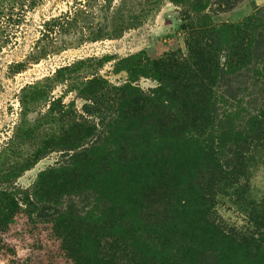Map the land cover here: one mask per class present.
Listing matches in <instances>:
<instances>
[{
  "label": "rangeland",
  "instance_id": "rangeland-1",
  "mask_svg": "<svg viewBox=\"0 0 264 264\" xmlns=\"http://www.w3.org/2000/svg\"><path fill=\"white\" fill-rule=\"evenodd\" d=\"M234 1L163 0L134 24L142 9L116 21L103 0H0V264H72L53 231L68 216L124 240L126 263L219 264L230 243L203 216L239 231L264 197V0ZM208 24L235 60L195 97L157 90L181 87L159 63ZM236 151L245 166L216 181Z\"/></svg>",
  "mask_w": 264,
  "mask_h": 264
},
{
  "label": "trees",
  "instance_id": "trees-1",
  "mask_svg": "<svg viewBox=\"0 0 264 264\" xmlns=\"http://www.w3.org/2000/svg\"><path fill=\"white\" fill-rule=\"evenodd\" d=\"M103 1L107 4V6L102 5L103 7L107 8V10H114L109 18L116 19V21L120 14L128 9H142L141 13L130 16V18L135 21L134 24H138L146 17L147 10L152 11L156 9L163 0H120L118 5L114 4V0ZM225 4L235 5L236 2L234 0H225ZM78 12L79 10L73 13L70 9L53 18L59 20V24H69L73 19V16L79 17ZM127 17L129 18L128 15L126 17H121V26L118 24L114 28V32H116L115 34L122 33L126 27L125 22ZM212 27V24H208V27H203L201 34L197 33L192 36L193 40L190 42L186 57L173 56L166 62L163 61L159 63L160 65H165L167 70H175L177 72V80H180L181 87H169L162 81L161 86H159L157 90L167 92V94L173 92L180 93L181 98L195 97L200 91V93H203L205 86L202 81H205L207 78L206 75L210 70L223 71L221 66L231 65V62L235 60V54H232L230 49H228L229 52L225 51L224 54H222V50L214 53L213 50L216 49L217 43L204 36L205 33L212 30ZM106 28L107 27H105V30H107ZM249 42L248 44H251V42ZM243 45L246 47L247 43H244ZM234 49L235 51L236 49L238 50L239 45H235ZM247 54L243 56V62L251 63L253 57ZM69 70V66H64L58 69V73H65ZM158 72L159 78L161 79L159 69ZM64 80L67 81V78H64ZM88 80L91 81L93 79ZM245 159V155L241 151H236L233 157L224 158L214 179H216V181L228 179L231 172H234V170L239 167L241 168L242 166H245L243 165ZM261 202L260 215L258 214L255 217L250 215L248 225L241 228L239 231L232 227L229 229H223L212 217H207V215L203 216L206 221V226L212 228V231L217 233L218 238H223L225 244H227L226 242L230 243V245L227 244L226 247H220V249L219 247L217 248L218 252L216 258L219 264H264V197ZM208 215L210 216V214ZM53 229L55 235L61 242L66 257L72 262V264H155L154 259L157 258L156 254L149 252L144 254L140 260L134 261L133 259L129 263L124 262L125 258L129 256V253L122 245L124 240H121L122 242H120L115 235H110L108 237L98 234L97 236H101V238H97V247L94 249L93 245L92 248L88 249L86 244L90 241L95 244L97 240H94L91 235L87 234L86 231L82 229L80 221H76L69 216L62 219H56L55 227H53ZM147 233H149L148 236L151 234L149 231ZM153 236L157 239V235ZM108 238H112L115 247L110 246L108 248H103L100 246L101 240H107ZM156 242L164 243L166 240H162L161 238L160 241ZM161 255H163V253ZM138 257H140V254H138ZM162 263L163 262H160V264Z\"/></svg>",
  "mask_w": 264,
  "mask_h": 264
}]
</instances>
